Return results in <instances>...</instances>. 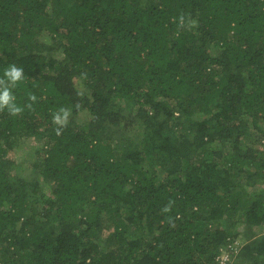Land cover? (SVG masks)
Instances as JSON below:
<instances>
[{
    "label": "trees",
    "instance_id": "trees-1",
    "mask_svg": "<svg viewBox=\"0 0 264 264\" xmlns=\"http://www.w3.org/2000/svg\"><path fill=\"white\" fill-rule=\"evenodd\" d=\"M10 64L0 264H264V0H0Z\"/></svg>",
    "mask_w": 264,
    "mask_h": 264
},
{
    "label": "clouds",
    "instance_id": "clouds-1",
    "mask_svg": "<svg viewBox=\"0 0 264 264\" xmlns=\"http://www.w3.org/2000/svg\"><path fill=\"white\" fill-rule=\"evenodd\" d=\"M185 16L183 14L179 17L178 26H185ZM188 26H195L196 21L189 18L187 20ZM86 78V74H84ZM24 74V68L17 66L16 64L8 65L4 71L3 75L0 76V112L7 111L10 116L17 117L23 114L25 108L32 110L33 104L37 101L35 94L28 95V103L21 106L16 102V96L14 94V89L16 86L26 80ZM79 107V105H77ZM71 116V108L61 107L56 112L53 113V123L57 126L55 129L56 135H61L62 129H64ZM174 201H169L168 205L164 207L163 212L167 213L171 210ZM171 221V218H169Z\"/></svg>",
    "mask_w": 264,
    "mask_h": 264
},
{
    "label": "built area",
    "instance_id": "built-area-1",
    "mask_svg": "<svg viewBox=\"0 0 264 264\" xmlns=\"http://www.w3.org/2000/svg\"><path fill=\"white\" fill-rule=\"evenodd\" d=\"M231 250H233V253L236 252V247H231ZM231 254L232 251H222L217 258L218 264H231Z\"/></svg>",
    "mask_w": 264,
    "mask_h": 264
}]
</instances>
